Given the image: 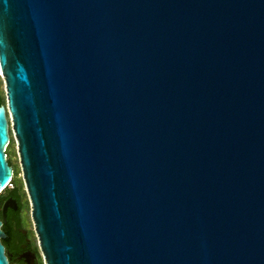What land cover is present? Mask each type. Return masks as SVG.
<instances>
[{"label":"water","instance_id":"obj_1","mask_svg":"<svg viewBox=\"0 0 264 264\" xmlns=\"http://www.w3.org/2000/svg\"><path fill=\"white\" fill-rule=\"evenodd\" d=\"M0 73L45 264H264V0H0Z\"/></svg>","mask_w":264,"mask_h":264},{"label":"flooded vegetation","instance_id":"obj_2","mask_svg":"<svg viewBox=\"0 0 264 264\" xmlns=\"http://www.w3.org/2000/svg\"><path fill=\"white\" fill-rule=\"evenodd\" d=\"M27 200L18 185L0 195V228L5 233L1 242L11 264H41L44 258Z\"/></svg>","mask_w":264,"mask_h":264},{"label":"rangeland","instance_id":"obj_3","mask_svg":"<svg viewBox=\"0 0 264 264\" xmlns=\"http://www.w3.org/2000/svg\"><path fill=\"white\" fill-rule=\"evenodd\" d=\"M0 77H1L0 78V90L4 98V103H6L7 102L6 87H5L4 78L2 77L1 73H0ZM7 152H8V159L11 161L12 165L14 166V170H15L14 179H13L15 180V182L13 183V186L9 188H13L16 185L20 186L21 191L24 193V195H26L28 199L27 200V212L30 213L31 212V202L28 196V192L26 190L25 181L23 178V172H22L21 163H20V157L18 153L17 140H16V136L13 130L11 132V142L9 146L7 147ZM9 188H7L6 190H8ZM41 264H45L44 258H42Z\"/></svg>","mask_w":264,"mask_h":264},{"label":"trees","instance_id":"obj_4","mask_svg":"<svg viewBox=\"0 0 264 264\" xmlns=\"http://www.w3.org/2000/svg\"><path fill=\"white\" fill-rule=\"evenodd\" d=\"M3 103H4L3 96L0 95V104H3ZM7 154H8V152H7ZM14 182H15V180L12 181V183H14ZM12 264H13V263H12Z\"/></svg>","mask_w":264,"mask_h":264},{"label":"built area","instance_id":"obj_5","mask_svg":"<svg viewBox=\"0 0 264 264\" xmlns=\"http://www.w3.org/2000/svg\"><path fill=\"white\" fill-rule=\"evenodd\" d=\"M12 186H13V183H10L9 186H8V188H9V187H12Z\"/></svg>","mask_w":264,"mask_h":264}]
</instances>
